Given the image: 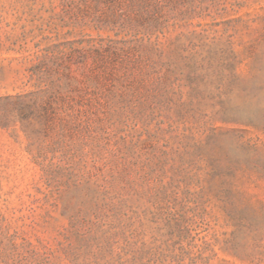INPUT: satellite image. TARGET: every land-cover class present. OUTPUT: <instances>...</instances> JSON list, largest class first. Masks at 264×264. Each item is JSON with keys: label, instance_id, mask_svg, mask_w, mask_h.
<instances>
[{"label": "rangeland", "instance_id": "1", "mask_svg": "<svg viewBox=\"0 0 264 264\" xmlns=\"http://www.w3.org/2000/svg\"><path fill=\"white\" fill-rule=\"evenodd\" d=\"M0 264H264V0H0Z\"/></svg>", "mask_w": 264, "mask_h": 264}]
</instances>
